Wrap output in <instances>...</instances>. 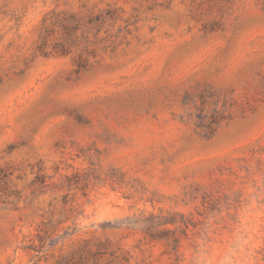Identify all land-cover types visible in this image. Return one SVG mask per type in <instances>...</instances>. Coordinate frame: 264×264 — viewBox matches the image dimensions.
Returning a JSON list of instances; mask_svg holds the SVG:
<instances>
[{
    "label": "rangeland",
    "instance_id": "374dc122",
    "mask_svg": "<svg viewBox=\"0 0 264 264\" xmlns=\"http://www.w3.org/2000/svg\"><path fill=\"white\" fill-rule=\"evenodd\" d=\"M0 264H264V0H0Z\"/></svg>",
    "mask_w": 264,
    "mask_h": 264
}]
</instances>
